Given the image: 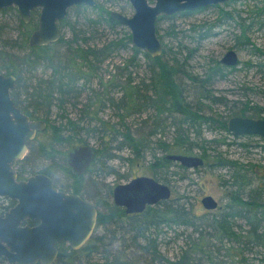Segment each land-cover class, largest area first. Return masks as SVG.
<instances>
[{"label":"trees","instance_id":"trees-1","mask_svg":"<svg viewBox=\"0 0 264 264\" xmlns=\"http://www.w3.org/2000/svg\"><path fill=\"white\" fill-rule=\"evenodd\" d=\"M262 7L264 8V6ZM83 8L94 9L96 12V16L88 18L85 22L87 30H76L75 27L78 26L73 23L70 27L71 38L65 40L60 35L58 40L40 46L29 45L28 39L24 37L26 30H28L27 32L32 31L37 26V9L31 12L28 23H24L16 13L19 32L14 37L2 34L7 23L0 19V70H3L5 75L12 74L15 76V85L11 89L10 95L15 105L31 119H42L46 122L47 127H52L49 145L33 148V140L28 141L29 153L32 150L31 154H26L23 159L16 162L19 178L34 173L33 171L39 167L40 161L45 167L39 168L35 172L40 171L48 174L51 171L59 172L66 174L73 180L79 178V181H84V175H76L67 166L64 152L60 151L55 144L66 143L69 145L68 150L73 147L70 145L71 140L76 139L83 130L82 117L88 114L89 118H94L93 115H89L90 107L88 106L100 104L106 100H110L117 111L123 112V114H119L121 122L127 115L135 112L140 113L146 108L153 110L154 120L147 132L142 130L146 120L137 122L136 128L132 132H130L129 126L124 123L120 125V128H115L100 119L94 124H91V121L88 122L86 130L98 131L100 144H103L95 147L97 155L92 164L93 166L100 163L101 168L99 170H102V165L106 160L114 157L115 154L111 152V149L128 148L135 155L139 156L143 152H148L155 157L156 152L152 143L156 145L158 143L157 147L162 152L160 156L156 157V162L159 163L158 167L167 169L176 166L178 170H183L186 167L179 162L168 159L166 155L173 153L190 154L193 145L198 143L202 125L208 126L209 123L217 121L220 128L228 133L226 129L228 117H221L218 120L212 115L205 114L203 104L205 105L206 101H210V103L222 101L221 96L218 97L213 93L212 84L216 78L224 77L234 70V66L224 65L217 59L202 71V74H193L186 69V59L180 62L176 56H173L170 60L167 58L164 60L166 49H163L160 55L151 57L134 45L130 46L133 52L131 58H134V55L142 54L150 61V81L147 84L143 80L134 82V79L125 72L129 64V60H127L123 66H117L121 69L118 74L120 77L123 76V80L118 79L122 89L120 96L116 98L107 96V87L113 80L110 77L104 82L101 78L99 83L103 90L95 92L96 98L91 105V102L84 104V108L80 109L78 118L73 120L60 114L59 112L64 111L65 103L77 98L90 75L98 70L105 58L122 45L131 43L130 32L127 30L124 34L125 40L112 38L100 45L89 44V37L97 30L96 25L100 20L111 28L119 26V23L109 17V10L98 3H95L94 6L77 5L73 9ZM12 9L13 7L2 8L0 15L8 14ZM68 10L58 25L67 23ZM189 13L191 11H182L176 14ZM176 14L163 17L170 18ZM258 16L259 14L251 16L250 24H246L242 28L240 38L243 43L247 40L246 28H250L255 21L264 22V19H259ZM158 38L160 39L159 35ZM182 48L187 49L188 53L192 51L190 48ZM187 57L189 56L186 55L184 58ZM38 67L48 69L49 72L37 76L35 71ZM32 76L36 78L34 81H32ZM81 80L84 84L78 86ZM75 103L72 101L73 105ZM244 106L242 111H234L237 113L235 115H248L246 110L250 108L252 109L250 117L258 116L260 111L264 110L260 106L249 105L247 102L244 103ZM52 107H56L60 119L63 120L61 124L55 125L52 121L50 122L49 116ZM168 118H170L168 126L173 129L172 144L160 141L161 137L152 141L151 139L157 134V131L162 132L165 129L167 124L162 125L161 122H166ZM89 125L92 128L88 127ZM184 126L196 128L195 140L187 134V129ZM102 134H106L109 138H105L103 141ZM77 139L81 144H87L83 139ZM221 142L225 143L224 140ZM108 144L111 146L108 147ZM200 147L203 154L200 156L204 161L201 166H204L208 162V156L205 158L206 149L204 146ZM33 149L38 153V156H34L32 160ZM216 157L218 156L216 155ZM223 164L228 165V168L232 170L228 174L229 180H225L230 187L227 191L228 202L226 207L215 215L197 214L193 211L192 203L173 197L148 205L142 212L125 214L122 212V208L111 202V186L109 184L99 182L97 185L96 180L87 179L84 183L89 190L90 188L94 190L90 192L91 194L89 193V198L91 197L99 208L97 226L101 225L104 233L97 237L93 232L79 249H72L64 243L60 244L58 255L53 264H259L251 261L247 254L264 253V176H259L255 170L247 169L244 164V166L240 165L236 160H225ZM107 169L104 173L111 168L107 167ZM94 182L98 187L93 185ZM70 187L69 190L72 192L80 193L78 184L74 183ZM108 208L116 209V214L108 216ZM105 218L108 220H104ZM239 219L243 221L245 226L240 225V228L237 229L234 225H237L236 220ZM175 226L192 228L193 230L191 235L187 237L184 246L180 247L177 257L174 260H169L161 254L159 244L169 242L167 241V234ZM116 239H121L122 243L119 246H112ZM126 239L130 241L129 244L125 241ZM110 240L111 242L108 244L107 242ZM258 247L263 250H258ZM256 249L257 251H254ZM96 253H100L98 258L100 261L95 260L96 257L93 255ZM0 264L15 263H8L3 257H0Z\"/></svg>","mask_w":264,"mask_h":264},{"label":"rangeland","instance_id":"rangeland-1","mask_svg":"<svg viewBox=\"0 0 264 264\" xmlns=\"http://www.w3.org/2000/svg\"><path fill=\"white\" fill-rule=\"evenodd\" d=\"M95 2L100 4V6H104L109 11L117 10L124 15L129 16L133 12V8L127 0H95ZM262 6H264V0H229L201 7L191 11L189 14H176L170 18L160 16L156 22V31L163 44L162 50L166 49L163 59L167 58L170 60L173 56H176L180 62L186 59V69L193 74H202V71L213 64L214 60H219L228 49H233L237 53L238 63L234 66L235 69L224 77L216 78L212 84L213 93L218 97L221 96L223 98L222 101L215 103L206 101L205 105L203 104L205 110L203 112L212 115L214 118H218V120L221 117L233 116L237 114L236 112L242 111L246 102L249 105L253 104L264 109V22L259 23L255 21L250 28H246L247 40L245 43L240 38L241 30L246 24H250L251 16L259 14L258 18L264 19V8ZM73 8L74 6H71L68 10L67 23L59 25L60 35L65 40L72 36L70 27L73 23L78 26L75 27L76 30H87L85 22H87L88 18L96 16L94 9ZM16 13H18L17 9L13 8L8 14L0 15V19L7 23L2 34L13 37L18 34L19 24L16 19ZM68 23H70V26H68ZM96 26L97 30L89 37V44L100 45L112 38L125 40V31H129L125 25L119 24V26L111 28L106 26L101 20ZM27 31H25L24 37L29 39L31 31ZM132 45V43L122 45V47L113 51L110 56L105 58L98 70L93 75H90L77 98H73L71 101L65 103L64 111L59 113L73 120L78 118L80 109L84 108V104L91 102V105L92 101L96 98V91L101 92L103 90V87L99 83L101 78L105 82L112 77L113 81L107 87V96H113L114 98L120 96L122 89L118 79L121 78L123 80V76L120 77L118 74L121 69L117 68V66H123L127 60H129V64L125 72L134 79V82L143 80L147 84L150 81V61L142 54L134 55V58H131L133 57L130 47ZM182 47L190 48L192 50L191 53H188V50ZM175 53L177 54L175 55ZM186 55L189 57L184 58ZM0 72L3 73L4 71L0 70ZM46 72H49L48 69L38 67L35 74L42 76ZM35 79L32 76V81ZM81 84H84L82 80L79 81L78 86ZM72 101L76 102L75 105L72 104ZM88 107H90L89 115H93L94 118H89L88 114L82 117L81 125L83 130L77 135L76 139L71 140L70 145L73 147L80 143L77 138L83 139L85 143L94 147L103 145L100 144V133L98 131L86 130V124L90 121L91 124H94L99 119L104 120L115 128H120V125L124 123L129 126L130 132H132L136 128L137 122L146 120L147 122L143 123L142 130L147 132L154 120L153 110L146 108L140 113L135 112L127 115L123 122H121L119 114H123V112L117 111L110 100ZM246 112H248V115L242 116L250 117L252 109L248 108ZM251 117L264 119V110L260 111V115ZM49 120L55 125L61 124V121H63L60 119L56 107L51 108ZM169 122L170 118L166 122H161L162 125H167L162 132L157 131V134L152 137V141L161 137L160 141L172 144L173 129L171 126H168ZM88 127L92 128L90 125ZM184 127L187 129V134L195 140L194 134H197L196 128ZM51 129L52 127L46 126L45 129L37 132L33 141L31 140L33 148L49 145L52 135ZM200 132V138L203 139H198L197 145L192 146L193 149L190 154L201 155L202 148L200 146H204L206 149L205 158L208 156V165H200L195 168L186 167L183 170H178L176 166H171L167 169L158 167L159 163L156 162V157L160 156L162 152L157 147L158 143L157 145L152 143L156 152L155 157L148 152H143L138 156L128 148L122 150L111 149V152L115 154L114 157L106 160L102 165V170H99L101 168L100 163H96L98 166L94 164L92 168L85 172L84 181H79V178L73 180V178L66 174L64 175L62 172L60 174L59 172L55 173L51 171V174L58 188L70 191V185L75 183L81 188V193L87 196L91 194L90 192L94 191L91 188L89 190L86 183H84L87 179L96 180L97 185H99V182H102L112 187L119 183H125L133 177L146 175L156 180L158 178V181L160 180V182L167 184L171 189V197L175 199L181 198L180 200L182 201L192 203L195 213L215 215L222 208L226 207L228 202L227 191L230 187L225 180H229L228 174L232 170L228 168V165L223 164V162L225 160H236L240 165L244 164L247 169L255 170L259 176H264V141L256 135H230L231 132L227 130L230 134L226 133L220 128L217 121L209 123L208 126L202 125ZM102 137L104 138L103 141L105 138H109L106 134H102ZM222 140L225 143H222ZM55 145L60 151L64 152V155L68 151L69 145L66 143ZM110 146L111 144H108V147ZM31 152L32 150L29 153L28 149L26 154H31ZM37 154L33 149L32 160L34 156H38ZM38 164L39 167L35 171L45 167L43 162L39 161ZM107 167L111 169L104 173L108 170ZM183 176L184 178H182ZM93 185L96 186V183L94 182ZM205 195H211L218 202L217 207L213 209L205 208L201 203V198ZM110 214L115 215L116 209L108 208V216ZM104 220H108V218ZM236 224L234 227L236 226L237 229L240 228V225L242 227L245 226L240 219L236 220ZM103 230L101 225L96 226L94 229L95 236L103 235ZM192 230V228L182 226H175L173 230H169L167 234V241L169 242L159 244L161 254L169 260H174L179 254L180 247L184 246L187 237L191 235ZM118 241L120 242L118 243ZM125 241L127 244L130 243L127 239ZM110 242L111 240L107 243L109 244ZM114 242L112 246H119L122 243L121 239H116V242ZM107 243L106 246L108 245ZM258 250L263 249L258 247ZM254 251H257V249ZM93 256L96 257L95 260L100 261L98 259L100 253H96ZM247 257L255 263L264 264V253H248Z\"/></svg>","mask_w":264,"mask_h":264},{"label":"water","instance_id":"water-1","mask_svg":"<svg viewBox=\"0 0 264 264\" xmlns=\"http://www.w3.org/2000/svg\"><path fill=\"white\" fill-rule=\"evenodd\" d=\"M133 12L124 15L110 10L109 17L125 25L130 32L131 42L151 57L162 53V43L157 36L156 22L159 16L182 11H194L201 7L229 0H127ZM87 4L95 0H0V9L15 5L24 23L31 12L39 8L37 26L30 33L31 46L47 45L59 39L58 21L62 20L68 8ZM227 66L238 63L237 53L228 49L219 58ZM15 85V76L0 72V195L17 200L3 216H0V256L15 264H52L57 256V243L65 242L71 248H80L91 236L97 218L94 204L76 193H67L53 187L51 178L35 173L25 179H17L15 164L27 151V141L37 131L46 127L42 119H31L10 95ZM226 128L233 135H256L264 139V119L247 116H232ZM168 159L184 167L203 165L197 154L174 153ZM94 158V151L88 144L72 148L67 162L77 173H81ZM171 197L170 187L153 177L142 175L131 178L113 187L112 198L116 206L125 213L142 212L147 205H153ZM207 209L217 207L211 195L201 198ZM38 218L36 226L22 225L24 218Z\"/></svg>","mask_w":264,"mask_h":264},{"label":"flooded vegetation","instance_id":"flooded-vegetation-1","mask_svg":"<svg viewBox=\"0 0 264 264\" xmlns=\"http://www.w3.org/2000/svg\"><path fill=\"white\" fill-rule=\"evenodd\" d=\"M7 7H13V8H16V6L15 5H10V6H7ZM17 9V8H16ZM37 10H38V14H39V8H36ZM36 9H34V10H36ZM30 18H31V16H30ZM29 22V21H28ZM27 22V23H28ZM58 28H59V25H58ZM35 29V28H34ZM33 29V30H34ZM32 30V31H33ZM47 126V125H46ZM38 132V131H37ZM37 132H36V134H37ZM34 139V137L32 138V139H30V140H28V141H31V140H33ZM28 141H27V145H28ZM79 145H82V144H79ZM89 145V144H88ZM76 146H78V145H76ZM91 147H92V149H93V151H94V158L92 159V161L85 167V169L81 172V173H77L71 166H69V164H68V162H67V154H68V152L72 149V148H74V147H71L67 152H66V154L64 155V157H65V162H66V164H67V166L76 174V175H84L85 174V172H87L89 169H90V167L92 166V164H93V162H94V159L96 158V155H97V153H96V148L94 147V146H92V145H90ZM28 149H29V146H28ZM174 154V153H173ZM175 161V160H174ZM177 162V161H176ZM16 172H17V168H16ZM35 173H43V174H46V175H48L50 178H51V180H52V184H53V187L55 188V189H57V190H62V191H64V192H67V193H75V192H72L71 190L70 191H66V190H64V189H61V188H58L57 186H56V182H55V179H54V177L52 176V174L50 173V174H48V173H45V172H34V173H30V174H27V175H25L24 177H21V178H19L18 177V173H17V179H25L27 176H29V175H32V174H35ZM114 186H116V185H113L112 187H111V194H110V199H111V202L114 204V202H113V198H112V190H113V187ZM86 187V186H85ZM76 194H79L82 198H84V199H86V200H89V201H91L93 204H94V206L96 207V209H97V217H98V211H99V208L96 206V204H95V202H94V200L90 197L89 198V196H87V195H84L83 193H81V188H80V193H76ZM83 195V196H82ZM92 199V200H91ZM16 202H17V200H15V199H11V198H9V197H7V196H1L0 195V216H3L4 214H5V212H7L10 208H12L15 204H16ZM158 203V202H157ZM156 204V203H155ZM115 205V204H114ZM116 206V205H115ZM148 206V205H147ZM118 207H120V206H118ZM120 208H122L123 209V211H124V208L123 207H120ZM124 213H125V211H124ZM125 214H134V213H125ZM39 222H40V220L38 219V218H34V219H30V218H28V217H26V218H24L22 221H21V224L22 225H28V226H36L37 224H39ZM97 222H98V219L96 218V224H95V227H94V229L96 228V226H97ZM93 232H94V230H93ZM92 232V233H93ZM62 243H64V244H67V243H65V242H62ZM62 243H57L56 244V248H57V250L59 251V245L60 244H62ZM68 245V244H67ZM73 249V248H72ZM79 249V248H78ZM57 255H58V253H57ZM0 257H2V256H0ZM57 257V256H56ZM4 258V257H3ZM5 259V258H4ZM56 259V258H55ZM6 260V259H5ZM7 261V260H6ZM55 261V260H54ZM9 263V262H8ZM35 264H40V263H35ZM53 264V263H52Z\"/></svg>","mask_w":264,"mask_h":264},{"label":"bare ground","instance_id":"bare-ground-1","mask_svg":"<svg viewBox=\"0 0 264 264\" xmlns=\"http://www.w3.org/2000/svg\"><path fill=\"white\" fill-rule=\"evenodd\" d=\"M235 116H236V115H235ZM229 117H232V116H229ZM229 117H228V118H229ZM227 120H228V119H227ZM226 129H227V128H226ZM260 138H261V137H260ZM262 139H263V138H262ZM263 140H264V139H263Z\"/></svg>","mask_w":264,"mask_h":264}]
</instances>
